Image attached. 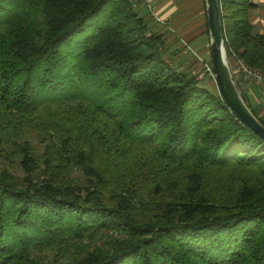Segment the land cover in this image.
I'll return each mask as SVG.
<instances>
[{"label": "trees", "instance_id": "obj_1", "mask_svg": "<svg viewBox=\"0 0 264 264\" xmlns=\"http://www.w3.org/2000/svg\"><path fill=\"white\" fill-rule=\"evenodd\" d=\"M220 5L264 70L258 4ZM164 43L131 0H0V264H264V139Z\"/></svg>", "mask_w": 264, "mask_h": 264}, {"label": "crops", "instance_id": "obj_2", "mask_svg": "<svg viewBox=\"0 0 264 264\" xmlns=\"http://www.w3.org/2000/svg\"><path fill=\"white\" fill-rule=\"evenodd\" d=\"M258 5L251 10L250 20L258 33L264 32V0H253ZM134 6L150 22L154 31L163 34L164 56L178 69L196 73L202 63L212 61L211 37L206 0H134ZM165 23H161L158 19ZM153 25V26H152ZM235 78L245 99L256 115L264 121V81L256 82L237 70V59H232Z\"/></svg>", "mask_w": 264, "mask_h": 264}, {"label": "water", "instance_id": "obj_3", "mask_svg": "<svg viewBox=\"0 0 264 264\" xmlns=\"http://www.w3.org/2000/svg\"><path fill=\"white\" fill-rule=\"evenodd\" d=\"M211 56L220 92L235 113L264 139V123L248 105L238 87L226 48L220 0H206Z\"/></svg>", "mask_w": 264, "mask_h": 264}, {"label": "rangeland", "instance_id": "obj_4", "mask_svg": "<svg viewBox=\"0 0 264 264\" xmlns=\"http://www.w3.org/2000/svg\"><path fill=\"white\" fill-rule=\"evenodd\" d=\"M153 26V25H152ZM169 63H171L172 65H174L170 58L169 57H165ZM210 63H212V61H209ZM231 62V61H230ZM231 65H232V62H231ZM175 66V65H174ZM177 67V66H176ZM178 68V67H177ZM232 71H233V68H232ZM234 73V72H233ZM194 74H198L197 72L194 73ZM235 75V73H234ZM200 83L203 85V86H206L207 88L211 89V90H216V91H219V87H218V84H217V81L215 78H213L211 75H208L206 74V76L203 78V79H200ZM21 140L23 141H28L30 142V144L38 151V152H42L43 151V148H44V145L40 143L38 137H37V134L33 131V130H25L23 133H22V136H21ZM3 158L0 156V160H2ZM9 167L11 169V171L19 176H21L23 174L22 172V169L21 167L18 165V164H14L12 165L11 163L9 162H2L0 161V169L2 167ZM50 256H53L54 255V252L52 251H49L47 252Z\"/></svg>", "mask_w": 264, "mask_h": 264}, {"label": "built area", "instance_id": "obj_5", "mask_svg": "<svg viewBox=\"0 0 264 264\" xmlns=\"http://www.w3.org/2000/svg\"><path fill=\"white\" fill-rule=\"evenodd\" d=\"M131 1H134V0H131ZM158 21L163 24L165 23V21L160 18L158 19ZM196 57L202 63L201 68L197 71L198 73L197 77L199 79H203L206 76V74H208L216 79L213 63L205 61L203 57L199 54H196ZM237 70L241 72L245 77L251 78L255 80L256 82L260 83L264 81V70L253 68L249 66L247 63H245L244 61L239 60V59H237ZM237 83H239L238 80H237Z\"/></svg>", "mask_w": 264, "mask_h": 264}]
</instances>
